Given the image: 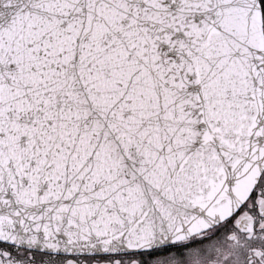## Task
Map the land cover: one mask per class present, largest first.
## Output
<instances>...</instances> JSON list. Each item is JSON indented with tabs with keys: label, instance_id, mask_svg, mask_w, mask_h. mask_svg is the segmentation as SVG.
Returning a JSON list of instances; mask_svg holds the SVG:
<instances>
[{
	"label": "snow or ice",
	"instance_id": "obj_1",
	"mask_svg": "<svg viewBox=\"0 0 264 264\" xmlns=\"http://www.w3.org/2000/svg\"><path fill=\"white\" fill-rule=\"evenodd\" d=\"M0 264H264V0H0Z\"/></svg>",
	"mask_w": 264,
	"mask_h": 264
}]
</instances>
